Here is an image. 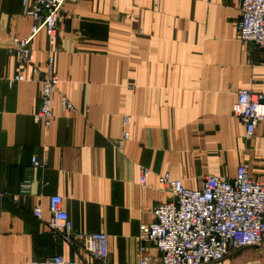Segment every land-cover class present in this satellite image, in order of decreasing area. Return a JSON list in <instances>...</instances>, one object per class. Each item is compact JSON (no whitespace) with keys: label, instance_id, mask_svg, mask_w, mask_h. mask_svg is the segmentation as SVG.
I'll list each match as a JSON object with an SVG mask.
<instances>
[{"label":"crops","instance_id":"obj_1","mask_svg":"<svg viewBox=\"0 0 264 264\" xmlns=\"http://www.w3.org/2000/svg\"><path fill=\"white\" fill-rule=\"evenodd\" d=\"M239 7L240 0L64 5L66 19L57 27L60 81L45 130L32 120L38 86L7 84L19 73L29 76L6 47L10 35L28 36L32 21L20 0H0V264L56 255L85 264H138L141 247L144 256H158L138 235L141 224L153 221V208L171 199L158 182L163 173L198 190L205 176L232 179L247 163L250 178L264 181V122L248 139L231 112L240 89L264 95V50L239 41ZM32 49L42 67V32ZM59 96L75 111L62 112ZM33 156L41 167H32ZM141 170L149 172L142 186ZM28 178L30 193L13 199ZM54 195L62 197L75 233L107 236L105 262L49 231ZM216 264H264V244Z\"/></svg>","mask_w":264,"mask_h":264},{"label":"built area","instance_id":"obj_2","mask_svg":"<svg viewBox=\"0 0 264 264\" xmlns=\"http://www.w3.org/2000/svg\"><path fill=\"white\" fill-rule=\"evenodd\" d=\"M81 0H20L32 21L26 37L10 35L7 53L29 71L15 75L7 81L8 87L28 80L38 86V105L32 113L35 124L47 130L53 121V97L59 84L56 70L61 46L57 41V27L65 19L63 7ZM240 16L236 25L241 43H250L264 50V0H240ZM42 32L47 50L42 67L35 64L32 42ZM62 112H74L73 104L65 96H59ZM232 115L244 126L245 136L252 138L256 126L264 122V95L240 89L231 106ZM129 117L123 125L127 126ZM127 134L124 133V138ZM34 169L41 167L36 156L31 158ZM149 172L141 170L138 183L144 185ZM163 189L171 194L168 202L158 204L152 210L153 221L139 226V239L151 243L158 256L150 259L140 248L138 264H216L232 253L247 247L264 244V181L250 178L248 164H240L232 179L207 175L198 190L185 188L180 180L172 179L168 172L158 177ZM32 182L25 179L13 199L30 193ZM49 219L47 228L66 245H79L96 260L105 262L107 236L102 233L81 234L73 231L63 199L58 195L48 198ZM33 215L41 218L40 207ZM26 264H85L70 261L56 255L44 261H28Z\"/></svg>","mask_w":264,"mask_h":264}]
</instances>
